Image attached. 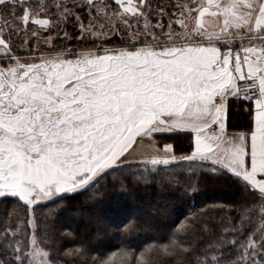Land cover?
Returning <instances> with one entry per match:
<instances>
[{"label": "snow or ice", "instance_id": "obj_1", "mask_svg": "<svg viewBox=\"0 0 264 264\" xmlns=\"http://www.w3.org/2000/svg\"><path fill=\"white\" fill-rule=\"evenodd\" d=\"M112 225L264 264V0H0V264H112Z\"/></svg>", "mask_w": 264, "mask_h": 264}, {"label": "trees", "instance_id": "obj_2", "mask_svg": "<svg viewBox=\"0 0 264 264\" xmlns=\"http://www.w3.org/2000/svg\"><path fill=\"white\" fill-rule=\"evenodd\" d=\"M115 199V195L111 197ZM200 205L199 200L194 199H185V200H176L174 201L170 207L172 212L170 215L161 218L160 224L161 226L166 225L170 220H174L177 216H180V213L183 212L188 214L192 211H195ZM180 219L183 220V216H180ZM74 227V225H73ZM123 233V226L116 227L114 225L109 226L107 229L106 235H104L100 240L93 242L92 250L90 251V256L99 255L105 259L110 254L120 255L121 248H125L126 250L133 251L135 255L138 257L139 252L136 250L135 246L129 249L127 243H122V240H127L129 237H125L122 235ZM130 239L135 245L138 240H143L144 236L141 234L139 237L135 233L132 234ZM117 264V263H114ZM120 264V263H119Z\"/></svg>", "mask_w": 264, "mask_h": 264}, {"label": "rangeland", "instance_id": "obj_3", "mask_svg": "<svg viewBox=\"0 0 264 264\" xmlns=\"http://www.w3.org/2000/svg\"><path fill=\"white\" fill-rule=\"evenodd\" d=\"M109 257H112V264H114V263L119 264L120 263L121 256H118V255L113 256V253H112V254L108 255L107 257H105V259H108Z\"/></svg>", "mask_w": 264, "mask_h": 264}]
</instances>
